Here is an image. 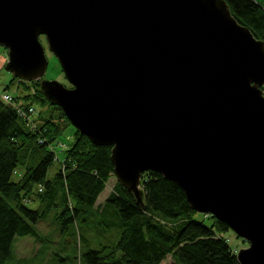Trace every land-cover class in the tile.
<instances>
[{
    "label": "water",
    "instance_id": "water-1",
    "mask_svg": "<svg viewBox=\"0 0 264 264\" xmlns=\"http://www.w3.org/2000/svg\"><path fill=\"white\" fill-rule=\"evenodd\" d=\"M55 56L70 86L43 95L96 145L138 201L140 175L173 181L264 264V42L224 0H0L5 69L39 79Z\"/></svg>",
    "mask_w": 264,
    "mask_h": 264
},
{
    "label": "trees",
    "instance_id": "trees-1",
    "mask_svg": "<svg viewBox=\"0 0 264 264\" xmlns=\"http://www.w3.org/2000/svg\"><path fill=\"white\" fill-rule=\"evenodd\" d=\"M224 1L237 22L264 42V2ZM39 38L42 41L43 36ZM32 85L35 95L20 93L18 98L38 105L34 126L0 99V264L11 258L16 236L39 239L34 223L52 210L56 211L53 218L65 231L75 222L87 225L90 215L106 216L108 206L116 216L109 223L118 227L119 237L110 246L83 251L80 258L84 264H161L167 257L169 261L164 264H239L223 235L230 229L227 224L193 210L183 190L156 171L141 173L140 201L116 181L95 211L97 197L113 175L111 146L92 143L74 127L72 141L49 178L48 169L58 149L55 146L53 150V146L63 138L61 134L70 122L59 106L46 99L39 82ZM261 89L264 94V84ZM53 110L58 113L52 115ZM30 200H36L37 206L29 207ZM78 239L88 243L82 234Z\"/></svg>",
    "mask_w": 264,
    "mask_h": 264
},
{
    "label": "rangeland",
    "instance_id": "rangeland-1",
    "mask_svg": "<svg viewBox=\"0 0 264 264\" xmlns=\"http://www.w3.org/2000/svg\"><path fill=\"white\" fill-rule=\"evenodd\" d=\"M258 1L264 2V0ZM42 41L41 42L44 46L45 55L47 58L45 72L39 79H31L28 81H37L40 83L42 79L56 80L69 87L70 84L68 83L59 65V62L48 50L46 42L43 38ZM6 61L7 49L5 46L0 45V99L15 107V110L16 107L21 109L23 107H27L26 111H24V114L20 115H22L26 121L29 120L30 123L32 121L33 124L30 125L34 126L35 121L33 118L38 111V105L34 103L27 104L22 98H18V94L20 93H29L35 95V89L32 85V82L30 83L31 85L28 83H20L19 80L23 81V79L14 76L10 71L5 69ZM13 76L14 79L12 82H9ZM24 81L28 82L27 80ZM7 85L8 87H6ZM23 86L25 89L22 88ZM4 94H7L9 97L6 98ZM29 107H32L33 109L30 110L28 109ZM53 111L54 112L52 115L58 113V110ZM72 131L73 126L71 124L66 125V129L61 134L63 138L59 140L58 144L53 146V150H55V146H57L58 149L56 151V155L54 156L55 160L48 169L47 175L49 178L59 165L58 158L61 159L63 157V151L66 150V148L69 146V143L72 141ZM54 142L55 139L52 144ZM16 177L17 175L14 174L13 178L15 179ZM116 181L118 180L114 175L110 176V178L107 180L104 189L97 197L95 211L100 209V206L105 201L108 193L111 191ZM36 187L37 184L34 183L33 189L35 190ZM27 205L29 207H36L37 201L30 200L27 202ZM97 206H99V208H97ZM58 209L59 208H57V210ZM106 209L108 211L106 216L100 217L97 213L95 215H90V220L88 221L87 225H85L84 221L81 222V224L75 222L65 231L62 230L60 224L53 218L55 217L54 213L56 211L52 210L45 219L38 220L36 223H34V227L39 234V239H35L31 235L16 236L12 246V256L5 262V264H84L80 258V255L83 251L88 248H99L102 245L110 246L114 244L119 237L118 227L114 223H109V220L115 221L116 219V216L113 212V207L108 206ZM103 218L107 220L101 223L97 222L98 219L102 221ZM205 222L208 223V219H205ZM108 226L111 227L108 228ZM79 234L85 236L86 239H88V243L83 240H79ZM223 235L226 237L228 244L232 249H234L235 252H237L239 248L248 246L247 243L244 240L242 241L240 237H237L231 229L224 231ZM168 261L169 257H167V259L161 264H164Z\"/></svg>",
    "mask_w": 264,
    "mask_h": 264
},
{
    "label": "built area",
    "instance_id": "built-area-1",
    "mask_svg": "<svg viewBox=\"0 0 264 264\" xmlns=\"http://www.w3.org/2000/svg\"><path fill=\"white\" fill-rule=\"evenodd\" d=\"M6 98H8L9 96L7 94H4ZM15 108V107H14ZM27 107H23L22 109L21 108H17L16 107V111L20 114H24V111H26ZM28 109L32 110L33 108L32 107H29ZM22 116V115H21Z\"/></svg>",
    "mask_w": 264,
    "mask_h": 264
},
{
    "label": "flooded vegetation",
    "instance_id": "flooded-vegetation-1",
    "mask_svg": "<svg viewBox=\"0 0 264 264\" xmlns=\"http://www.w3.org/2000/svg\"><path fill=\"white\" fill-rule=\"evenodd\" d=\"M44 38V37H43Z\"/></svg>",
    "mask_w": 264,
    "mask_h": 264
}]
</instances>
